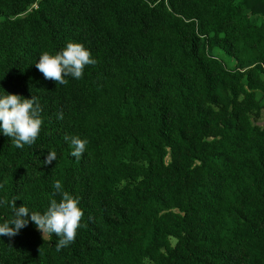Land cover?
<instances>
[{
    "label": "trees",
    "instance_id": "1",
    "mask_svg": "<svg viewBox=\"0 0 264 264\" xmlns=\"http://www.w3.org/2000/svg\"><path fill=\"white\" fill-rule=\"evenodd\" d=\"M69 41L97 63L45 79ZM6 93L43 124L23 148L0 130V223L59 201L56 180L84 215L59 251L30 220L0 236V264H264V0H0Z\"/></svg>",
    "mask_w": 264,
    "mask_h": 264
},
{
    "label": "clouds",
    "instance_id": "2",
    "mask_svg": "<svg viewBox=\"0 0 264 264\" xmlns=\"http://www.w3.org/2000/svg\"><path fill=\"white\" fill-rule=\"evenodd\" d=\"M96 63L91 52L83 44L69 41L65 48L54 55L44 51L35 66L45 79L66 85L68 83L66 77L80 79L85 67ZM42 111L38 98L35 96L25 98L13 93L0 95V130L4 135L12 138L17 148L34 145L43 124ZM58 119H63L62 113L58 114ZM65 140L70 141L71 155L79 159L86 150L87 139L79 136H65ZM53 160H56V152L50 151L43 163L51 164ZM54 188L60 193L61 199L59 201L51 199L43 213L30 211L24 204L16 207L13 200L11 202L13 218L0 223V236L9 238L16 236L30 220L36 225L44 241H51L53 235L58 237L56 241L58 251L73 243L84 212L79 207L78 198L67 191H62L60 180L54 182ZM0 203H6V201Z\"/></svg>",
    "mask_w": 264,
    "mask_h": 264
},
{
    "label": "rangeland",
    "instance_id": "3",
    "mask_svg": "<svg viewBox=\"0 0 264 264\" xmlns=\"http://www.w3.org/2000/svg\"><path fill=\"white\" fill-rule=\"evenodd\" d=\"M213 54L215 55L217 59L225 63L227 67L231 66V64L233 63V60L228 55H226L222 50L218 48H214ZM261 96L264 98V94ZM146 264H150V263L146 262Z\"/></svg>",
    "mask_w": 264,
    "mask_h": 264
}]
</instances>
